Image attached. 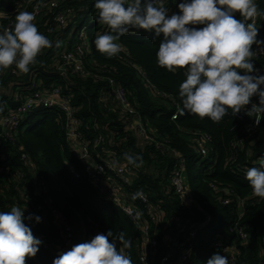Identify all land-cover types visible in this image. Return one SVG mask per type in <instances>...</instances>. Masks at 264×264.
Here are the masks:
<instances>
[{"label":"trees","instance_id":"1","mask_svg":"<svg viewBox=\"0 0 264 264\" xmlns=\"http://www.w3.org/2000/svg\"><path fill=\"white\" fill-rule=\"evenodd\" d=\"M7 1L0 0L3 29L7 18L16 17L13 10L5 9ZM56 1L62 8L73 11L69 23L78 21L75 37L79 29L88 27L87 34L78 40L88 49L84 60L87 59V70L83 74L58 76L53 59L56 51L43 49L28 73L21 76L4 73L0 81V105L13 106L5 97L14 89L27 96L34 81L40 83L35 88L40 93L47 92L50 85L61 88V97L68 98L76 110L83 141L92 146L99 135L103 137L99 147L90 151V159L109 155L131 168L134 180L130 188L144 193L148 204L157 208L150 234L157 247L148 264H160L166 255L173 256L167 264L175 262L186 251L188 234L180 233L182 225L188 231L198 229L196 240H191L187 264H206L214 253L230 258V264H264V199L253 195L245 178L248 168L259 166L264 160V119L248 135L254 117H249L246 111L226 116L220 122L192 114L180 115L182 102L178 93L185 76L183 69L169 72L158 66L159 39L133 29L118 41L122 51L108 57L98 52L94 44L97 36L108 31L106 25L98 22L95 0ZM179 2L165 0L170 14L178 11ZM256 2L264 13V0ZM26 11L31 12V7ZM52 16L53 12H44L42 22L38 23L40 33L44 34L41 24H51ZM236 18H240L239 13ZM251 22L259 27V38H264V14ZM60 33H54V37L67 36L71 25ZM253 60L256 70L264 72V49H257ZM108 79L126 91L129 105L138 114L145 131V139L126 123V113L113 99H104ZM252 102L258 103V98L254 96ZM245 108L250 110L251 105ZM64 118L56 110H37L21 125L22 128L30 125V129L18 134L16 147H5L10 152V162L0 164V211H10L16 206L25 209L27 217L40 216L38 206L46 215L52 209L58 210L75 229L74 245L79 244L77 232L96 235L111 231L113 240L123 233L131 241V247L124 249L117 240L118 249L130 255L133 264H141L136 247L140 239L138 230L118 207L88 184L83 165L73 157L66 140ZM126 153L141 156L140 167L128 164ZM22 154L27 156L25 161L21 160ZM175 173L183 176L190 202L176 193L171 183ZM38 181L43 183V188L38 187ZM226 200L229 202L224 204ZM135 205L140 207L137 202ZM140 212L143 218H148L144 208L140 207ZM26 223L35 237L48 240L53 248L45 251L39 246L35 257H26V264H53L62 252V230L51 218ZM235 225L247 234L246 241L238 240L230 232Z\"/></svg>","mask_w":264,"mask_h":264},{"label":"clouds","instance_id":"2","mask_svg":"<svg viewBox=\"0 0 264 264\" xmlns=\"http://www.w3.org/2000/svg\"><path fill=\"white\" fill-rule=\"evenodd\" d=\"M94 6L98 22L108 28L94 41L98 52L113 57L122 51L118 41L123 36L133 29L143 30L160 41L158 66L169 72L183 69L180 115L220 122L246 111L259 127L264 119V75L256 74L253 55L264 49V38H259V27L251 21L264 13L256 0H180L178 11L171 14L165 0H95ZM34 19L31 12L23 11L16 15L11 29L0 28V70L14 66L26 74L42 50L52 47ZM254 96L258 103L252 102ZM248 105L250 110L245 108ZM125 160L138 168L142 157L126 153ZM245 178L253 194L264 199V160L248 168ZM137 197L143 193L132 198ZM24 212L16 206L0 211V264H26V257H35L39 251L42 241L26 221L39 223L41 217H26ZM111 237V231L98 233L60 254L53 264H133L130 255L117 246L118 240L128 249L131 241L123 233L117 240ZM206 264H230V258L214 253Z\"/></svg>","mask_w":264,"mask_h":264},{"label":"built area","instance_id":"3","mask_svg":"<svg viewBox=\"0 0 264 264\" xmlns=\"http://www.w3.org/2000/svg\"><path fill=\"white\" fill-rule=\"evenodd\" d=\"M9 7L16 15L20 12L26 11L28 7H31V13L34 15V23L38 28V23L43 20L44 12H53L51 24H41L43 33L49 35V40L52 42V47L56 53L54 54V62L58 72V76H66L68 73H84L87 70L88 63L84 62L87 55V46L78 42L79 39L87 34L88 27L85 26L79 29L77 37H75L78 21L69 23L71 16L74 14L70 8H62L60 3L56 0H39V2L33 3L32 0H8L6 8ZM5 8V9H6ZM7 23L4 29H11L15 23V18H7ZM71 25V33L67 36H61L62 38L54 37V33L61 34V30L67 25ZM48 51L50 48L47 49ZM11 74L13 76H21V72L16 70L14 66L8 69L0 70V81L4 75ZM256 74L264 75V72L257 71ZM99 77H97L98 79ZM108 91L104 95V99H113L117 106L126 113V123L136 130V132L146 138L145 131L142 128L141 122L138 119V114L129 105L128 96L126 91L112 79H108ZM40 83L32 82L30 93L27 96L21 95L20 89H14L6 97V101L13 102L14 105L5 108L0 105V164L7 165L10 162V152H6L5 147L11 146L13 148L17 145V136L21 132L28 131L30 125L22 128V124L26 123L35 113L40 109L56 110L63 113L64 118V133L68 144L71 147L73 157L82 163L83 173L88 181V184L93 187L99 194L105 196L112 204L118 207L121 212L126 216L135 228L138 230L140 239L136 247L139 250V261L141 264H148V258L152 255L157 247L156 240L151 234V223L155 221L156 207L148 204L146 195L143 193V197H137L133 199V195L137 191H133L130 187L133 183V173L131 168L126 165H122L116 161L113 157L106 155L99 157L97 160H91L90 151L95 150L103 142V137L98 136L93 145L83 141V135L80 129V122L76 117V110L69 104V100L66 97H61V88L56 85H50L49 89L45 93H40L36 87ZM33 90H37L34 91ZM256 126L252 124L248 129V135H251ZM205 153V150H202ZM27 156L21 155V160L25 161ZM21 176V175H20ZM75 178H79V175L74 173ZM171 183L174 186L176 193L190 202L191 197L185 192V183L181 173L173 174ZM38 187L43 188V183L38 181ZM254 195V194H253ZM255 196V195H254ZM256 197V196H255ZM138 203L141 208H144L147 212L148 218H143L140 212V207H137L135 203ZM229 200H226L224 204H227ZM242 204V203H241ZM40 216L42 220H48L49 218L58 225V228L62 230L63 236V248L62 254L65 251L71 249L74 246L75 229L68 224L67 220L62 217L58 210H50L48 215L44 214L42 207L38 206ZM262 230L264 232V219L262 221ZM187 233L188 248L186 251L180 254L181 258L175 262L171 261L169 264H187L189 255L191 254L192 241L196 240L198 236V229H191L188 231L186 225L180 227V233ZM230 232L235 234L238 240L246 241L247 234L244 230L237 225L230 229ZM97 235V234H96ZM95 235L88 233L84 236V243L90 241ZM42 241L40 247L43 250L53 249L48 240L40 238ZM264 243V241H263ZM218 247L220 245L217 244ZM172 255H166L161 259L160 264H167L172 259Z\"/></svg>","mask_w":264,"mask_h":264},{"label":"rangeland","instance_id":"4","mask_svg":"<svg viewBox=\"0 0 264 264\" xmlns=\"http://www.w3.org/2000/svg\"><path fill=\"white\" fill-rule=\"evenodd\" d=\"M0 5H1V3H0ZM173 177V176H172ZM172 177H171V179H172ZM82 232H77V236H79V244H81V243H84V236H85V232L84 233H82ZM226 254H229V253H227L226 252ZM181 258V256L180 255H178L177 256V259H180Z\"/></svg>","mask_w":264,"mask_h":264},{"label":"water","instance_id":"5","mask_svg":"<svg viewBox=\"0 0 264 264\" xmlns=\"http://www.w3.org/2000/svg\"><path fill=\"white\" fill-rule=\"evenodd\" d=\"M6 10H10V8H9V7H7V8H6ZM227 256H229V254H227Z\"/></svg>","mask_w":264,"mask_h":264}]
</instances>
